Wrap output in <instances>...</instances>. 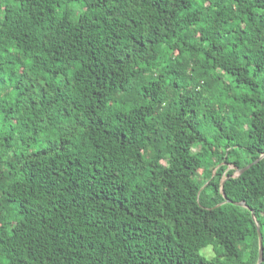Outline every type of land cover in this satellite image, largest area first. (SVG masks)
I'll return each instance as SVG.
<instances>
[{
  "label": "trees",
  "instance_id": "16d2710c",
  "mask_svg": "<svg viewBox=\"0 0 264 264\" xmlns=\"http://www.w3.org/2000/svg\"><path fill=\"white\" fill-rule=\"evenodd\" d=\"M263 155L264 0H0V264H258Z\"/></svg>",
  "mask_w": 264,
  "mask_h": 264
},
{
  "label": "water",
  "instance_id": "95a60500",
  "mask_svg": "<svg viewBox=\"0 0 264 264\" xmlns=\"http://www.w3.org/2000/svg\"><path fill=\"white\" fill-rule=\"evenodd\" d=\"M264 158V155L258 159L255 163L253 164H256L258 163L261 159ZM253 164L249 165L248 167H246L245 169L243 170H239L236 166H232L233 169L236 171V174L237 176H241L242 174H244L248 169H250ZM226 197V196H225ZM227 203H232L231 201H228L226 200ZM236 205H239V206H243V207H247L246 206V203L245 202H241V203H235ZM252 214H253V219L256 221V217H255V213L254 211H252ZM258 233H259V245H260V257H259V262L258 264H262L263 260H264V248H263V237H262V234H261V231H260V227L258 226Z\"/></svg>",
  "mask_w": 264,
  "mask_h": 264
},
{
  "label": "rangeland",
  "instance_id": "374dc122",
  "mask_svg": "<svg viewBox=\"0 0 264 264\" xmlns=\"http://www.w3.org/2000/svg\"><path fill=\"white\" fill-rule=\"evenodd\" d=\"M230 169H233V167L232 166H230ZM237 175V174H236ZM213 250L212 249H210V248H208V249H205L204 251H202V254H207L208 256H212L213 255Z\"/></svg>",
  "mask_w": 264,
  "mask_h": 264
}]
</instances>
